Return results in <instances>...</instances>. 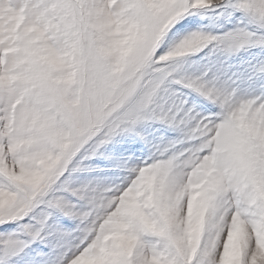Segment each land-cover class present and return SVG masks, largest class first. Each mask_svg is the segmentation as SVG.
<instances>
[{
  "label": "snow or ice",
  "instance_id": "obj_1",
  "mask_svg": "<svg viewBox=\"0 0 264 264\" xmlns=\"http://www.w3.org/2000/svg\"><path fill=\"white\" fill-rule=\"evenodd\" d=\"M0 264H264V0H0Z\"/></svg>",
  "mask_w": 264,
  "mask_h": 264
}]
</instances>
